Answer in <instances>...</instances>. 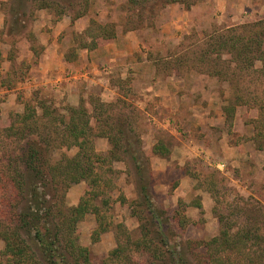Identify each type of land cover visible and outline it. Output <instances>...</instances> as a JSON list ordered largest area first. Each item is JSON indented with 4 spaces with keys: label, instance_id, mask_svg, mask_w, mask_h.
I'll return each instance as SVG.
<instances>
[{
    "label": "rangeland",
    "instance_id": "obj_1",
    "mask_svg": "<svg viewBox=\"0 0 264 264\" xmlns=\"http://www.w3.org/2000/svg\"><path fill=\"white\" fill-rule=\"evenodd\" d=\"M69 1L0 0V82L17 88L15 101L6 103L8 93L0 94V125L22 128L17 114H30L29 123L47 134L45 156L55 164L79 151L60 138L62 120H69L73 107L89 111L92 144L100 154L93 167L102 178L91 203L107 227L94 239V212L77 224L91 264H107L118 240L142 242L147 228L152 230L142 185L172 226L169 238L181 243L192 264L205 256L203 243L225 227L256 234L248 246L264 260V133H258L264 130V0H198L191 7L164 0H92L80 17L81 0ZM46 3L50 7H40ZM65 18L72 23L57 34L54 26ZM92 20L113 23L116 37L94 48L86 34ZM128 31L134 39L123 41L119 53H100ZM238 36L255 51L239 57L231 47L240 46ZM47 38L60 44L54 60L60 62L49 79L32 83ZM146 84L155 88L145 90ZM105 130L119 137L118 144L102 135ZM24 140L5 138L0 161L4 150L18 149ZM88 190L90 182L72 183L65 192L67 208L90 197ZM4 247L0 237V261L6 262ZM128 250L132 264L154 259L135 244Z\"/></svg>",
    "mask_w": 264,
    "mask_h": 264
},
{
    "label": "trees",
    "instance_id": "obj_2",
    "mask_svg": "<svg viewBox=\"0 0 264 264\" xmlns=\"http://www.w3.org/2000/svg\"><path fill=\"white\" fill-rule=\"evenodd\" d=\"M74 1L70 0L69 3ZM91 1L81 0L83 10L78 12L77 17L86 13ZM137 1L131 0L132 3ZM197 1L164 0L163 4L180 2L191 7ZM40 7L50 6L46 3L41 4ZM94 26L97 28L95 32L91 31L94 30ZM113 26V23L99 24L95 20L91 21L86 34L91 38L90 43L94 48L99 43L101 45L102 41L116 37ZM258 35L261 36L262 33ZM244 39V36H238L236 41H241L240 46L231 45L239 57L244 53L255 51ZM220 45L224 47L226 44L223 42ZM85 47L90 46L87 44ZM17 115L21 116L24 124L22 128L16 127L13 122L8 126L0 125V145L5 138L11 139L15 135L18 138H25L24 144L18 149L4 150L3 159L0 161V237L5 242L2 256L6 257V262L0 261V264H70L71 260L77 264H91L88 248L78 241L77 224L87 212H94L99 222L98 229L93 232L94 239L107 230L103 222H100L99 206L91 203L92 199L100 195L97 187L102 180L93 167L94 157L99 159L100 154L95 151L92 144L91 115L82 105L71 109L68 121L62 120L65 128L63 131H58L60 138L69 147H78L79 151L75 157L66 156L55 164L50 163L45 156L49 150L44 145L47 134L44 135V131H40L39 125L29 123L30 114L24 112ZM46 115L47 111L40 116L41 119ZM259 120L262 118L260 117ZM117 131L121 136L125 135L122 128H118ZM36 133L40 136L35 137ZM108 133L110 132L105 130L102 135L109 137L110 140L114 139L118 144V140L115 139L119 137L116 138L115 134L109 136ZM258 133L262 134L264 130L260 129ZM83 180L92 184V193L90 190L86 193L87 195L91 193V196L82 197L78 205L68 209L66 189L72 183ZM141 188L145 196L143 204L153 231L148 227L146 235L141 238L142 242L118 240V246L112 251L107 264H132L133 260L128 254L130 244H135L137 249L150 250L154 259L149 264H192L181 249L179 250L181 243L176 245V242L169 238L172 229L170 223L163 220L162 212L156 210L147 200L149 196L147 186L142 185ZM150 233L151 237L148 236ZM256 236L245 228L236 232L229 227L222 228L218 235L203 243L207 250L201 254L205 256L198 262L199 264H264L261 257L253 256L248 246L254 237L257 238ZM124 256L128 263L123 261Z\"/></svg>",
    "mask_w": 264,
    "mask_h": 264
},
{
    "label": "crops",
    "instance_id": "obj_3",
    "mask_svg": "<svg viewBox=\"0 0 264 264\" xmlns=\"http://www.w3.org/2000/svg\"><path fill=\"white\" fill-rule=\"evenodd\" d=\"M70 23H72V21L69 20V22H68V19L66 20V18L62 21L58 20L56 25L54 26V31L57 34H59L60 33L59 31L60 30L63 31L65 28H67V26H65V25L69 26ZM43 38L44 37H42V39ZM133 39H134V35H133V32H131V31H128L127 33H125L123 35L118 34L116 41H114L113 43H108V44L105 43L106 45H104V46H102V48H100V53L105 54V56L107 57L111 48H115L116 52L119 53V51L117 49H120V46H122V42L123 41H124V43H125V41L129 42L130 40H133ZM42 43H44L45 47H44V51H43L42 57L40 59V62L36 66V69H35L36 72H35V74L31 75V81L30 82H32V83H34V82L38 83L37 79H39L42 82L44 80L49 79V76L52 75L51 73H52L53 69H56L58 67L56 64H58L60 62V61H54L55 58H57V59L60 58L59 57L60 56V54H59L60 44L58 43L57 46H55L56 45L55 43L49 44L48 38H47V41H43ZM106 53H107V55H106ZM106 57H105V59H106ZM61 62H63V61H61ZM64 63H69V62L65 59ZM46 67H48V68H46ZM48 69H50V70H48ZM49 71H51V73ZM1 78H2V76L0 77V79ZM147 84H148V82H147ZM147 84H146V86H147ZM144 88H146V87L144 86ZM152 88H155V86L154 85L147 86V88L145 90L152 89ZM16 91H17V88L4 87L0 82V94L8 93V95H7L8 98L6 100V103L8 101H13V100L15 101V99H17L16 98L17 97ZM153 91H154V89L152 90V92ZM6 103L4 102L3 104H6Z\"/></svg>",
    "mask_w": 264,
    "mask_h": 264
},
{
    "label": "built area",
    "instance_id": "obj_4",
    "mask_svg": "<svg viewBox=\"0 0 264 264\" xmlns=\"http://www.w3.org/2000/svg\"><path fill=\"white\" fill-rule=\"evenodd\" d=\"M219 166H221V164H219Z\"/></svg>",
    "mask_w": 264,
    "mask_h": 264
}]
</instances>
